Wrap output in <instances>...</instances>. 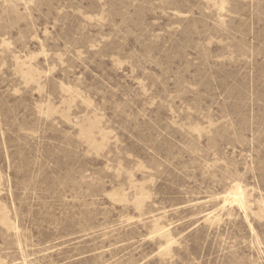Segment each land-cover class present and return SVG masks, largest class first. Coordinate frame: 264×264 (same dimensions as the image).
<instances>
[{
	"label": "rangeland",
	"instance_id": "obj_1",
	"mask_svg": "<svg viewBox=\"0 0 264 264\" xmlns=\"http://www.w3.org/2000/svg\"><path fill=\"white\" fill-rule=\"evenodd\" d=\"M0 264H264V0H0Z\"/></svg>",
	"mask_w": 264,
	"mask_h": 264
}]
</instances>
